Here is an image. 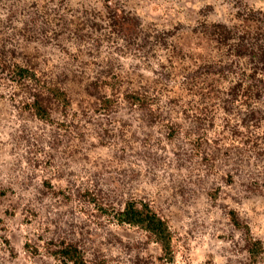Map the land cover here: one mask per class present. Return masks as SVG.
<instances>
[{"label":"rangeland","instance_id":"obj_1","mask_svg":"<svg viewBox=\"0 0 264 264\" xmlns=\"http://www.w3.org/2000/svg\"><path fill=\"white\" fill-rule=\"evenodd\" d=\"M218 25L261 32L264 0H0V58L30 61L70 100L40 119L0 71V264H60L68 244L87 264H165L150 234L114 222L131 197L167 223L166 264H264L228 214L264 248V144L221 109L233 78L197 74L235 61ZM109 67L121 89L153 94L160 118L123 103L92 113L85 86Z\"/></svg>","mask_w":264,"mask_h":264},{"label":"trees","instance_id":"obj_2","mask_svg":"<svg viewBox=\"0 0 264 264\" xmlns=\"http://www.w3.org/2000/svg\"><path fill=\"white\" fill-rule=\"evenodd\" d=\"M107 6L111 7L110 5ZM117 12L119 10H116L115 14L111 16V22L113 21V25L121 31L125 26H128L130 19L126 15H116ZM216 27L218 29L214 31L215 36H218L216 41L228 47L229 54L235 61L208 63L200 67L197 74L223 75L233 78V84L229 86L226 92V99L222 101L221 109L225 114H233L239 118L237 129L241 127V130H245L242 135L248 139L257 133L255 138L264 144V26L259 29H262L261 32L252 35H237L233 27L225 25ZM0 61V71L5 72L8 81L26 86L29 93L27 105L35 116L40 119H50V110L47 109L48 103L60 106L64 110L70 108L68 95L57 80L44 75L30 61L1 58ZM120 83L118 75L112 67L96 74L85 86L86 94L93 98L92 113L107 115L115 112L123 103L131 109L147 114L154 120L160 118L159 102L153 100V94L141 93L134 89H121ZM206 118L207 116L204 114L194 117L197 123L206 122ZM169 129L174 131V127ZM237 129L235 130L236 133L238 132ZM197 134L207 135L205 131L201 132L199 129H194L193 132L185 135L193 138ZM202 140L206 141V138L204 137ZM256 152L257 155H264V152ZM228 214L234 226L244 231L245 249L249 257L254 258L255 255L264 253L261 242L249 235L247 225L239 222L235 212L230 211ZM113 220L118 225L137 227L150 234L160 246L161 258L166 263L172 261L170 229L148 202L133 197L127 199L123 207L115 211ZM55 255L60 260V264H87L78 247L69 244L57 251Z\"/></svg>","mask_w":264,"mask_h":264}]
</instances>
